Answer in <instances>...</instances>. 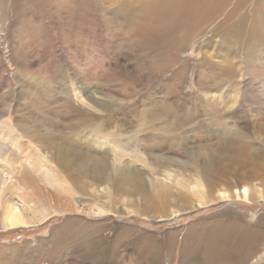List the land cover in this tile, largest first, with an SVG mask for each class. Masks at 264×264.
Instances as JSON below:
<instances>
[{
	"label": "rangeland",
	"instance_id": "rangeland-1",
	"mask_svg": "<svg viewBox=\"0 0 264 264\" xmlns=\"http://www.w3.org/2000/svg\"><path fill=\"white\" fill-rule=\"evenodd\" d=\"M151 1L0 0V130L12 126L26 149L14 151L12 138L0 147V185L13 182L22 201L30 199L46 214L34 212L38 222L31 227L0 224V264H264V191L254 179L250 183L261 189L252 192L254 200L235 193L162 220L154 218L157 210L139 212L145 205L167 211L186 202L170 181L180 178L179 164L182 178L197 182L190 159L169 146L155 149L161 141L140 124L151 99L166 104L178 121L192 118L177 124L189 137L182 145L199 153L198 164L208 160L212 141L193 133L201 123L210 125L208 114L218 111L219 127L239 139L236 131L252 136V126L264 123V73L250 84L242 57L233 56L231 68L219 65L227 63L212 31L220 17L196 33L199 28L182 17L127 12ZM233 98L223 111L222 102ZM100 100L106 105L98 106ZM255 133L252 142L262 151L264 133ZM114 142L121 152L136 149L150 164L176 163L161 167L170 180L161 171L142 174L148 185L166 181L174 195L162 201L134 180L120 182L116 170L140 162L135 155L99 162ZM57 153L66 156L57 159ZM7 186L1 185L4 195ZM95 204L109 213L100 215Z\"/></svg>",
	"mask_w": 264,
	"mask_h": 264
},
{
	"label": "bare ground",
	"instance_id": "bare-ground-1",
	"mask_svg": "<svg viewBox=\"0 0 264 264\" xmlns=\"http://www.w3.org/2000/svg\"><path fill=\"white\" fill-rule=\"evenodd\" d=\"M135 11H153L167 16L169 20H172L173 18L178 21L185 19V24L190 25L191 23V26H193L192 29L195 27L199 28L196 33H201L200 31H204L207 26L209 27L213 21H216V19L220 17L217 25L215 24L216 26L213 27L212 31L219 35V42L224 48L223 53L225 55L223 58L227 63L219 65L223 68H231L232 62L228 61H230L233 56L242 57L244 61V69H246V73L250 77V84L253 80H255L254 77H256L257 74L262 75L264 73V0H254L253 2L252 0H152L150 3L143 5L137 10H127L129 13H133ZM162 25L166 27L165 23ZM169 26L166 28H169ZM210 63V61L206 60V65H209ZM258 76L260 77V75ZM227 85L228 88L231 86L229 82H227ZM205 91V94H207V89H205ZM228 97L230 98V96ZM260 98H263L262 100L264 102V92L260 95ZM222 99L224 98L222 97ZM201 100L206 101L205 99ZM256 100H258V98ZM262 100H259V102ZM102 101L100 100L96 104L99 106ZM224 102H222L225 107H222L223 111L224 109L226 110L227 108H230L232 104L236 102V98L229 100V102L227 101L229 105L226 104V101ZM213 103L215 104V102ZM102 104L106 105V103ZM259 105L261 107V104ZM152 107L154 108V111L150 112V108ZM147 108V116H141L139 118V122L140 124H143L144 127L149 128V130L156 135L157 141H161V146H154L155 149L160 147L166 148V146H169V149H172L175 153H182L189 158V161L191 162L190 167L194 172V176L197 178V182L190 185L187 178H182L180 173L183 174L185 166L183 167L180 164L178 167L181 171L180 173H176V175H178V177L180 176V178H172V180H170L171 174L169 169L166 166H164L163 169H161V167L163 165H176V163H174L171 159L167 160L168 162H158L153 160L150 164L147 161V158L141 156L136 149L133 153H128V149H123L124 151L121 152V149H115L117 143L114 142L112 144L113 149L111 152L108 153L106 151H101L100 157L102 158L97 159L99 162L112 159V162L120 163V161L125 159H123V157L129 158L133 155H135L133 160L140 162V166L132 167V169H128L127 167L129 165H127L125 168L123 167L116 170L117 179H119L120 182L133 184L134 180V183L136 184L135 187L137 189L142 191L152 190L153 192L160 194L158 197L159 200L166 201V199L174 195L173 192L170 191V185L167 184L166 181H162L159 178H155L154 181H151V185H148L147 182L144 181L145 177L142 175L148 172L158 174L162 172L165 180L168 177L170 181H173L174 185L172 186L177 188L176 193L182 194L181 196L186 199V202L183 205L173 206L172 209H169L170 212L169 210L166 211V208L159 209L150 205H145L139 209L140 213L148 216L149 213L152 214V212L154 213V210H157L159 213L156 212L157 215L153 214V216L156 220H162L169 216L179 215L181 212H188L189 210L195 209L196 206L198 207L202 204H206L207 202L216 201L219 197L228 198L233 196L235 193H238V195L243 193L244 198L254 200V194L252 192L261 189L259 187L255 189V187L250 183L253 179L261 185V188L264 191V146H261L262 152L258 148L259 144L258 147H255V143L252 142L253 139H256L255 136H257L255 131L264 133V123H255L256 125L254 124V126H252L254 127V130L249 131L252 136H249V132V135H247L246 130L245 133L235 130L236 134L242 135V139H239L233 135L235 132H231L229 127L224 124L223 127H219L221 124L220 122L222 121L220 116L222 115L218 113V111H213L208 114L210 125L214 124L213 126H216V132H212L210 130L211 126L209 123H206V125L201 123V127L194 131V133L192 132L193 136L199 134L202 135V137L211 139L212 141L209 144L210 146L208 145L209 156H206L208 157V160L205 157L207 161L200 160L201 162L198 164L197 158L199 153L196 151V153L193 152V155L189 151V146L182 145V141H185L189 137L184 133L182 126L177 124L181 121H186L187 124H190L192 118L185 116L181 121H178L174 117L172 118L166 104H161L159 106L152 99L150 100ZM103 109L106 110L107 107L104 106ZM106 111L110 112L111 110L107 109ZM3 129L0 130V147L7 145L10 142L8 138H12V149L14 151L19 152L26 150H22L18 140L20 139L19 135L14 134L16 132L12 126H9V129H7L8 132L4 133ZM247 137L250 139L246 141ZM179 140H181V142ZM99 141L100 139L97 142ZM251 143H253V147ZM103 144L104 142H101V145ZM73 147L75 149L73 152L74 154L80 152V150L75 146ZM151 148V145L146 147V149ZM27 151H29L30 156L35 157L34 151L30 152L31 150L29 149ZM35 152L37 153L36 149ZM65 153L66 155H72L67 151H65ZM105 153L107 156L104 155ZM66 155L62 154L60 156V154L57 153L56 156L57 159H60ZM36 159L38 160L42 158L37 156ZM26 163L29 167L32 166L31 164L29 165L28 162ZM121 164L124 165V163ZM144 170L147 171L144 172ZM47 173L49 174V171ZM1 174L2 173L0 171V181ZM53 175L54 174H52V176ZM2 184L8 185L6 188L10 189V191L7 192L8 195H4L5 193L1 190ZM2 184L0 185V224L2 228L13 229L17 227H31L34 226V223L38 222V219L36 218L38 214H41L43 219L45 218L46 214L43 215V211L31 203L33 201L29 199V202L26 203L20 199V193L12 191L15 188H19L17 185L14 186L13 182L5 184L4 181ZM95 210L100 215L103 213H109L106 209H104L102 204H95ZM34 212L39 213L34 214Z\"/></svg>",
	"mask_w": 264,
	"mask_h": 264
}]
</instances>
